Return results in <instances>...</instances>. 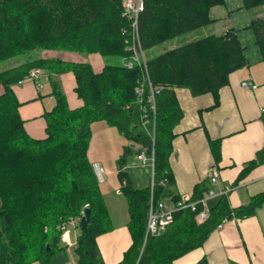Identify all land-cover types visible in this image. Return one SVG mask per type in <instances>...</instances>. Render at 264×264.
<instances>
[{"label": "trees", "instance_id": "obj_1", "mask_svg": "<svg viewBox=\"0 0 264 264\" xmlns=\"http://www.w3.org/2000/svg\"><path fill=\"white\" fill-rule=\"evenodd\" d=\"M124 0H0V61L25 55L16 65L0 71V264H48L60 249V224L81 216L90 208L87 231L80 228L74 252L76 264H104L96 243L99 234L112 229L108 209L87 156L90 125L104 120L128 141L137 145L136 154L154 156L153 197L171 196L173 184L169 157L174 128L183 116L174 89L187 88L192 95L211 93L218 103L219 89L228 76L248 64L236 30L209 34L160 53L143 64L126 67L108 58L130 54L128 45L139 43L145 51L208 25L211 6L224 0H141L136 24L125 13ZM244 8L264 5V0H242ZM264 59V15L249 25ZM34 50L97 53L105 57L99 71L85 60L33 56ZM42 74L74 75V90L82 100L70 108L56 79H51L53 107L43 113L45 135L29 136L18 112L19 101L12 85L34 68ZM151 86L154 107L147 101ZM143 84L138 98L135 87ZM264 121V110L261 114ZM217 164L220 139L210 140ZM133 145V144H132ZM129 145L123 146L119 166ZM264 163V146L255 152L237 174V184L257 165ZM120 190L128 206L127 223L132 242L117 264H172L201 246L224 220L244 218L264 203V191L247 204L231 207L226 195L208 207V216L198 220L196 210H175L171 221L157 234H146L150 188L134 187L125 170L119 169ZM162 184V181H164ZM210 182V181H209ZM212 187L197 183L192 199ZM176 199L177 195L171 196ZM194 264H209L205 256Z\"/></svg>", "mask_w": 264, "mask_h": 264}, {"label": "crops", "instance_id": "obj_2", "mask_svg": "<svg viewBox=\"0 0 264 264\" xmlns=\"http://www.w3.org/2000/svg\"><path fill=\"white\" fill-rule=\"evenodd\" d=\"M260 12V7L244 8L242 0H224L209 8L208 15L212 19L210 24L197 28L200 31L193 35H187L185 42L209 34L219 35L226 29L233 28L236 30L248 64L229 74L228 83L218 91L217 104H214L215 98L211 93L192 95L187 88L174 89L183 116L174 128L173 149L169 157L173 177V184L169 187L171 196L191 194L194 186L201 181L209 185V171L212 165L219 169L218 181L212 184V187L217 192L226 185L231 187L226 194L231 207L247 204L254 194L264 191V163L252 168L237 184H232L245 163L264 146V121L261 118L264 110V59L253 32L248 27L251 19ZM179 44L182 43L176 40L159 50L157 47L160 46L157 45L147 51H150V56ZM74 54L67 51L45 50L39 55L74 59L76 57ZM79 57V60L88 61L94 71H99L103 66L100 55L96 53ZM51 79L57 80L70 108L82 104L74 90L75 79L71 72L62 74L44 72L37 79V83L26 81L12 85L19 101L18 112L23 119L24 129L34 138L44 137L43 113L55 104ZM242 81H250L256 87L242 86ZM3 89L0 84V94ZM90 129L88 159L91 164L95 162L103 168L105 181L113 188V193L108 191L109 200L104 198L112 229L99 234L96 243L104 264H117L132 242L127 227L129 220L127 201L117 179L119 167L115 166L122 149L113 143L116 128L104 120L92 122ZM218 138L221 141L220 159L215 164L209 142ZM130 180L133 184L134 180L131 177ZM147 184L148 178L145 185L133 186L141 188ZM101 190L103 191L102 187ZM218 197L209 199L208 207ZM110 204L115 207L114 210L110 208ZM73 245H76V240ZM203 256L207 258L209 264H264V203L259 204L250 216L224 220L201 246L177 258L172 264H194ZM25 264L40 262L35 260ZM48 264H76L74 249L60 246L59 250L50 255Z\"/></svg>", "mask_w": 264, "mask_h": 264}, {"label": "built area", "instance_id": "obj_3", "mask_svg": "<svg viewBox=\"0 0 264 264\" xmlns=\"http://www.w3.org/2000/svg\"><path fill=\"white\" fill-rule=\"evenodd\" d=\"M123 6L125 9V13L128 15L130 19H132V23L136 24V18L138 11L142 7L141 0H124ZM128 49H130V54L123 58L122 65L126 67H132L134 64H143L145 66L146 58L144 56V51L139 43H133L131 45L127 46ZM42 71L38 67H34L30 69L26 75L19 79L17 84H22L26 81L30 82H36L37 79L41 76ZM37 83V82H36ZM242 86H248L251 88H255L256 85L251 83L250 81H242ZM147 87L149 89V94L147 95V101L150 103L151 107H154V92H157L159 89H161V86L152 87L150 82H147ZM143 84H138L135 87V92L138 96V98L141 96L143 92ZM136 158L141 161L143 165H148L149 170V177H148V185L150 188V197L148 201V207H147V214H146V224H145V233L146 234H157L164 230L166 225L171 221L172 214L175 210L178 209H184V208H190L191 210H196L197 206L200 205V210L197 212L196 217L198 220H204L208 216V205L207 202L209 199L215 196H221L226 195L230 190L231 187L229 185L224 186L222 189H220L218 192L213 188H209L202 197L198 199H192L191 194L188 193H181L178 195L176 199H173L170 196L162 197L159 199H155L153 197V187H154V156L153 153L150 155H147L145 151H140L136 154ZM219 177V169L216 165H212L209 171V181L211 184H214L218 181ZM165 180L162 181V184H164ZM83 215V214H82ZM81 215V216H82ZM80 218L81 217H71L65 221H63L59 228H60V238L65 243V245L72 246L73 244L70 243V236L67 230L68 224H73L75 222H78L80 224Z\"/></svg>", "mask_w": 264, "mask_h": 264}, {"label": "rangeland", "instance_id": "obj_4", "mask_svg": "<svg viewBox=\"0 0 264 264\" xmlns=\"http://www.w3.org/2000/svg\"><path fill=\"white\" fill-rule=\"evenodd\" d=\"M260 9H261V12H260V14L258 16L264 15V5H262L260 7ZM196 31H200V30L197 29V30H195V32H193L191 34L189 32L187 34H183V35H181L179 37H176V38H174L172 40L166 41V42L160 44L159 45L160 47H157V49L159 50V49H161L163 47H166V46H168L169 44L173 43L176 40H178L180 43H183L187 39V37H188L187 35H193V34L197 33ZM43 51H45V50H34V51H31L29 54H31L33 56H40L39 54L43 53ZM67 52H70V51H67ZM71 53H74V52L71 51ZM89 54L90 53H85V52L75 53L74 55H76V57H74V59H72V60H79L80 59L79 56L89 55ZM149 54H150V51H144L145 58H147L149 56ZM24 56L25 55H23V54L22 55H17L16 57L8 58L6 60L0 61V71L5 69V68H8L14 62L22 60L24 58ZM66 56L68 58H71L68 55H66ZM100 57H101L103 65H104L105 57H102V56H100ZM123 58H113V57H111V58H108V59H109L110 62L119 63V64L122 65ZM114 130L116 132V136H115V138L113 140L114 145H117L120 149H122V151H123V146L124 145H129L132 148L131 152L126 154L125 159H124V161L121 164V167L119 166V163L117 162L119 157L116 159L117 161H116L115 166L119 167V169H124L128 173V175L132 178V180H134L133 184L135 186H143V185H145L146 180L149 177V170H148V165H143L141 163V161H139L136 158V152L135 151L137 150V145L134 144V143H131L130 141H128L116 129H114ZM92 168H93L94 174L96 176V179H97V182H98V186L100 188V192L102 194L103 199L106 197V200L107 199L109 200V194L110 193L108 191H111V193H113V191H112L113 188L110 187V184H108L107 181H105V178H104L105 177V171L103 170L102 167H100L95 162H93ZM133 177H134V179H133ZM101 187L103 188V191L101 190ZM103 193H105V195H103ZM110 208L112 210L115 209V207L113 205H111V204H110ZM75 217L78 218V217H81V216H75ZM66 228H67L69 236H70V243L74 244V242L76 240V236L80 232L79 220H78V222H75L74 225L72 223L68 224ZM58 245L59 246H65V248H67L66 247L67 245H65V243L61 240V238L59 239ZM73 246L74 245H72V246L70 245L68 247L71 250V249H74L75 246L74 247Z\"/></svg>", "mask_w": 264, "mask_h": 264}, {"label": "water", "instance_id": "obj_5", "mask_svg": "<svg viewBox=\"0 0 264 264\" xmlns=\"http://www.w3.org/2000/svg\"><path fill=\"white\" fill-rule=\"evenodd\" d=\"M90 208L86 207L84 209L83 215L80 218V228L83 232L87 231V225L90 222Z\"/></svg>", "mask_w": 264, "mask_h": 264}]
</instances>
